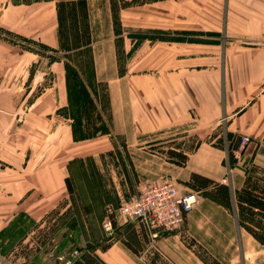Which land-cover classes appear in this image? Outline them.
<instances>
[{"label":"crops","instance_id":"obj_1","mask_svg":"<svg viewBox=\"0 0 264 264\" xmlns=\"http://www.w3.org/2000/svg\"><path fill=\"white\" fill-rule=\"evenodd\" d=\"M0 29L16 39L0 37V229L4 209L12 216L23 192L38 189L21 182V170L34 175L47 160L53 123L63 120L106 127L108 145L91 155L108 152L117 163L114 175L97 167L91 186L79 182L70 191L71 230L104 264H247L245 246L261 245L237 224L250 220L232 196L246 178L264 184V0H0ZM79 90L88 99L82 106L74 103ZM82 109L99 122L84 123ZM41 126L48 137L36 147ZM219 127L223 145L211 137ZM112 133L130 170L119 168ZM243 135L249 141L239 149ZM227 150L235 158L228 169ZM191 173L228 186L234 211L189 183ZM160 178L180 192L195 189L182 228L150 241L134 224L133 253L121 241L125 221L117 220L120 236L101 251L94 223L139 184Z\"/></svg>","mask_w":264,"mask_h":264},{"label":"rangeland","instance_id":"obj_2","mask_svg":"<svg viewBox=\"0 0 264 264\" xmlns=\"http://www.w3.org/2000/svg\"><path fill=\"white\" fill-rule=\"evenodd\" d=\"M64 17H67L66 11ZM34 46L43 51L39 45L34 44ZM79 92L75 95L74 103L82 106L85 104L84 101L88 99L81 90ZM79 112L80 115L87 118L83 121L84 123L99 122L97 118L91 119V117H88L91 116V112H84L83 109ZM68 130H74L72 136L77 139L76 141H72L70 137H67ZM180 130L177 135L164 134V140L182 135ZM106 131L107 128L102 126L82 125L70 127L63 120L53 123L51 132L52 148L47 160L37 168L34 175L29 173V168L21 170L20 174L21 182H35L38 189L35 193L23 192L25 195L23 198L26 199L21 206L15 209L12 216L9 215L10 212L7 208L4 209V225L0 229H4L0 234V259L4 264H60L57 259L58 256L69 258L72 250H76L78 253V249L83 247L84 242L79 238L80 234L67 227L73 209L70 191L75 188V185H79V182L91 186L96 180L94 172L97 167L102 170V174L114 175L115 170H118L115 159L111 154H107L108 152L101 153L100 156L91 155L97 149L99 143L103 146L108 145V142L103 139V136L107 134ZM34 133L36 147H38L48 137V134L43 126L36 127ZM222 136L220 127L216 128L211 134V137H215V141H218V144L221 145H223ZM113 139L116 140L113 150L121 156L119 158L121 165H119V168L130 170L129 162L122 153L124 151L123 145L118 141V137L112 133ZM170 143L166 141L164 145L167 146ZM187 145L191 146L192 144L185 143V146ZM76 154L83 157L70 161V158ZM226 157L227 155L224 164L228 169ZM66 158H68L67 163ZM187 191L195 192V189L190 188ZM89 193L92 194L93 192L89 191ZM121 203H118V205ZM118 205L113 207L116 208ZM227 209L234 211V207L230 205L227 206ZM18 213L25 216H20L14 222L9 223ZM105 214H107V211ZM117 220L120 221L122 218L117 216L115 227H112L110 235L103 231L100 222L94 223L95 228L101 232L102 244L120 236L119 221ZM85 225L89 229L90 224L85 222ZM143 242L146 243L145 238H143ZM69 244L73 247L72 250H68ZM260 245L255 246L252 242L245 246L247 254L245 261L247 264H264V244ZM215 262L213 260L214 264Z\"/></svg>","mask_w":264,"mask_h":264},{"label":"trees","instance_id":"obj_3","mask_svg":"<svg viewBox=\"0 0 264 264\" xmlns=\"http://www.w3.org/2000/svg\"><path fill=\"white\" fill-rule=\"evenodd\" d=\"M0 37L16 41V39L11 34L4 32L1 29ZM39 46L43 51L47 50V48H45L44 46ZM48 55L53 59H61L62 57L60 54L53 51H51ZM65 69L66 73L68 74V66H65ZM68 98L71 99L69 93ZM165 153L167 154V156L172 157L180 162H183L186 159V155L179 151L167 149ZM226 155L227 164L229 167H231L235 163V158L229 150H227ZM189 183L199 188L206 189V193L210 197L219 200L221 203L225 205L231 204L230 191L228 186H226L225 184L215 182L194 173H191L189 175ZM232 203L238 214L245 215L250 220L249 223L238 220L237 224L245 229V231H247L256 242H258L259 244H264V184L254 179L250 180L249 178H246L245 185L242 188L233 191ZM20 216L25 215L22 213H18L13 217V219H11L9 223L14 222ZM134 224L135 223L132 221H125V223L121 226V241L130 251H132L133 253H137L136 247L138 246V238L136 230L133 226ZM76 225V222H72L70 219L67 222V227L70 229L75 228ZM112 227H115L114 218L112 220ZM2 230H0V234ZM166 233L170 232H162L159 235ZM110 243L111 241L101 244L99 246V249L101 251L105 250L110 245ZM91 247L92 245L90 242H85L83 247L78 249L77 255L70 259L71 264H104L101 259L91 251ZM72 249L73 247L71 246V244H69L68 250ZM58 262L60 264H64V260H58Z\"/></svg>","mask_w":264,"mask_h":264},{"label":"built area","instance_id":"obj_4","mask_svg":"<svg viewBox=\"0 0 264 264\" xmlns=\"http://www.w3.org/2000/svg\"><path fill=\"white\" fill-rule=\"evenodd\" d=\"M248 141L249 138L243 135L239 140V149ZM196 201L195 192H180L171 179L146 181L137 186L135 194L128 201L108 209L101 226L110 235L112 220L118 216L123 221L134 222L142 234L152 241L162 232L180 230ZM76 255V250H72L69 258L58 256L57 259L64 260V264H71L70 259Z\"/></svg>","mask_w":264,"mask_h":264}]
</instances>
